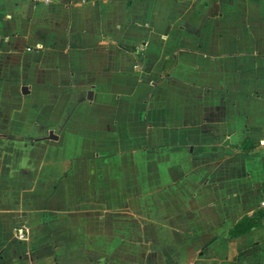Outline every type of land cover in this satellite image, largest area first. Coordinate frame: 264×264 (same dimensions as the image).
Wrapping results in <instances>:
<instances>
[{"label": "crops", "instance_id": "0c3cea01", "mask_svg": "<svg viewBox=\"0 0 264 264\" xmlns=\"http://www.w3.org/2000/svg\"><path fill=\"white\" fill-rule=\"evenodd\" d=\"M0 264H264V0H0Z\"/></svg>", "mask_w": 264, "mask_h": 264}, {"label": "trees", "instance_id": "16d2710c", "mask_svg": "<svg viewBox=\"0 0 264 264\" xmlns=\"http://www.w3.org/2000/svg\"><path fill=\"white\" fill-rule=\"evenodd\" d=\"M245 225H247L246 228H245ZM256 226H257V224L255 221L250 220V219H246L242 223H240V225H238L236 230H234L233 234H234V236H239L241 234H244V233L250 231L252 228H254ZM239 227H241V228H239Z\"/></svg>", "mask_w": 264, "mask_h": 264}, {"label": "built area", "instance_id": "2783aa9c", "mask_svg": "<svg viewBox=\"0 0 264 264\" xmlns=\"http://www.w3.org/2000/svg\"><path fill=\"white\" fill-rule=\"evenodd\" d=\"M30 1L35 2V3H44V2H48L49 0H30ZM18 235L21 239L25 237V233L23 230H19Z\"/></svg>", "mask_w": 264, "mask_h": 264}]
</instances>
